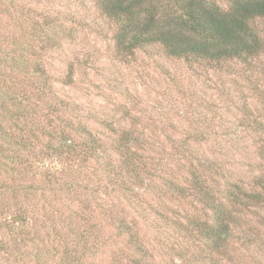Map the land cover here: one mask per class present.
I'll list each match as a JSON object with an SVG mask.
<instances>
[{
    "label": "rangeland",
    "instance_id": "rangeland-1",
    "mask_svg": "<svg viewBox=\"0 0 264 264\" xmlns=\"http://www.w3.org/2000/svg\"><path fill=\"white\" fill-rule=\"evenodd\" d=\"M33 15L39 21L57 19L65 29L57 32L59 47L35 60L50 76L56 98L34 96L33 107L41 113L47 100L59 107L68 104L75 111L70 121L85 125L99 150L90 161L46 153L47 138L35 127L33 147L21 151L18 159L13 151L12 165L6 166L7 159L0 156V264H36L27 254L35 245L47 249L42 264H127L129 257H138L131 236L145 245L148 264H264L263 209L253 208L243 219L242 231H235L262 237V242L247 247L234 238L232 260L218 255L211 259L205 241L191 230L190 219L194 216L208 227L214 220L206 218L211 217H205L206 207L188 194L201 181L194 171L206 174L218 198L228 183L249 187L264 173V53L250 64L174 57L160 44L121 54L117 26L97 0H0V49L16 46L22 58L28 56L31 43L24 37L31 31ZM257 25L264 39V19ZM20 81V92L35 91L21 75ZM36 121L43 120L38 116ZM124 130L145 142L129 144L130 152L142 155L146 163L139 179L125 172L115 178L112 174L129 156L116 144ZM14 160L20 171L24 164L25 172H9ZM208 163L222 167L212 180L205 171ZM45 169L59 171L49 179L43 177ZM27 185L33 189L23 190ZM88 203L98 238L80 242L78 232H88ZM100 206L124 219L130 229L97 216ZM16 210L29 218L30 230L37 231L35 242L20 256L9 250L15 237L7 225Z\"/></svg>",
    "mask_w": 264,
    "mask_h": 264
},
{
    "label": "trees",
    "instance_id": "trees-1",
    "mask_svg": "<svg viewBox=\"0 0 264 264\" xmlns=\"http://www.w3.org/2000/svg\"><path fill=\"white\" fill-rule=\"evenodd\" d=\"M225 1L226 7L216 0H97L101 12L117 26L115 40L117 51L121 54L147 45L160 44L168 55L174 57L196 58L214 63L238 59L250 64L253 58L264 53V39L257 25L260 19H264V0ZM26 15L29 13L26 12ZM31 20V31L26 32L24 37L25 41L30 40L31 43L27 46L28 56L23 55L22 58L16 46L8 51L0 49V156L7 159L6 166L12 165L14 157L18 159L21 151L33 147L37 127L47 138L46 153L50 151L64 158L78 156L82 161L95 160L99 150L98 141L85 125L70 121L69 116H73L75 111L70 110L68 104L62 103V107H59L60 104L58 106V103L47 100L41 113H37L33 107L34 96L56 98L57 92L49 82L50 76L40 62L35 60L40 59L43 52L59 47L60 39L56 35L65 29L57 19L39 21L33 15ZM20 75L35 86V91L28 90V94L20 92ZM33 79H36L35 83L32 82ZM62 113L66 117H61ZM38 116L42 118V123L36 121ZM117 137V147L128 152L129 156L119 164V170L112 173L113 177H120L125 172L139 179L140 171H144L146 163H142V155L130 152L129 144L144 146L145 142L131 130H124ZM78 138H81V142ZM3 146L11 147L12 150L7 152ZM13 151H17L16 156L9 157ZM21 164L23 162L17 165L20 167ZM108 164L112 170V165ZM14 165L15 160L9 171L12 175L25 172L24 164L21 167L23 171ZM219 165L221 167V164L217 166L216 163L205 165L210 180L214 175L221 174L222 167ZM56 170H43V177L54 178L59 171ZM194 172L201 181H197L192 188L194 192L188 194L206 207L204 215L211 216L206 218H212L214 225L203 226L199 219L192 216L190 226L205 241L210 254L208 258L218 255L225 261L232 260L229 256L235 250L231 245L234 238L240 239V243L247 247L258 241L262 242V237L252 239L243 233L235 235V231L238 228V231H242V224L245 223L243 219L253 212V208L264 210V173L254 177L253 182L247 185L249 187H245V184L228 183L224 196L218 198L208 185L206 174ZM32 189L31 185H27L23 190L28 192ZM172 189L184 192L177 185H173ZM89 205L88 203V232H78L80 242L87 239L95 242L98 238L97 225L91 221L94 211ZM100 207L97 216L108 218L107 221L117 223L122 229H130L124 219L116 218L107 213L110 209ZM28 220L21 211L16 210L10 215L7 226L15 237L14 242L9 244V250L13 254L22 255L28 243L36 240L34 236L37 231L33 233L30 230ZM131 237L135 239L133 246L137 249L138 257H129L127 264H148L145 245L136 242V236ZM67 250L68 248V254ZM46 252L47 249L35 245L27 254L34 258L36 264H42L43 254Z\"/></svg>",
    "mask_w": 264,
    "mask_h": 264
}]
</instances>
